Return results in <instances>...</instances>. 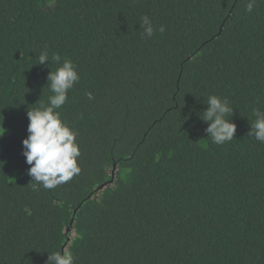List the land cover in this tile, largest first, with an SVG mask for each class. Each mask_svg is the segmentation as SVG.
Here are the masks:
<instances>
[{
	"label": "trees",
	"instance_id": "obj_1",
	"mask_svg": "<svg viewBox=\"0 0 264 264\" xmlns=\"http://www.w3.org/2000/svg\"><path fill=\"white\" fill-rule=\"evenodd\" d=\"M247 2L0 0V264L61 250L75 264H264V143L248 136L264 111V0ZM144 15L157 30L141 39ZM53 53L80 76L57 111L81 172L34 188L22 141L52 95ZM209 95L234 109L223 145L199 118Z\"/></svg>",
	"mask_w": 264,
	"mask_h": 264
},
{
	"label": "clouds",
	"instance_id": "obj_2",
	"mask_svg": "<svg viewBox=\"0 0 264 264\" xmlns=\"http://www.w3.org/2000/svg\"><path fill=\"white\" fill-rule=\"evenodd\" d=\"M258 0H248L246 11L252 13ZM141 39L153 37L157 30L151 19L144 15L140 23ZM164 32V27L158 29ZM36 65H44L49 62V54L41 51ZM51 60L60 65L55 71L49 72L47 86L52 93L48 98V104H41L39 108L27 111L29 124L27 138L22 141V155L26 158L28 175L32 178L34 188L54 189L67 183L81 172L78 166L80 156L79 145L76 143L77 133L61 119L60 109L68 101V93L79 82L80 76L76 65L67 58L53 53ZM89 100L94 99L92 93H86ZM40 101V100H39ZM206 108L199 118L208 127L205 129L207 138L212 143L223 145L234 139L237 131L235 123L227 117L233 116L234 109L227 98L217 95H209L206 99ZM200 114V113H199ZM252 114L255 120L250 123L248 136L264 143V111L253 108ZM46 264H75L71 251H56L48 254Z\"/></svg>",
	"mask_w": 264,
	"mask_h": 264
},
{
	"label": "water",
	"instance_id": "obj_3",
	"mask_svg": "<svg viewBox=\"0 0 264 264\" xmlns=\"http://www.w3.org/2000/svg\"><path fill=\"white\" fill-rule=\"evenodd\" d=\"M113 182H114V179L110 183L105 184L101 189L107 188L109 185L113 184Z\"/></svg>",
	"mask_w": 264,
	"mask_h": 264
},
{
	"label": "rangeland",
	"instance_id": "obj_4",
	"mask_svg": "<svg viewBox=\"0 0 264 264\" xmlns=\"http://www.w3.org/2000/svg\"><path fill=\"white\" fill-rule=\"evenodd\" d=\"M5 131H7V130H5Z\"/></svg>",
	"mask_w": 264,
	"mask_h": 264
}]
</instances>
